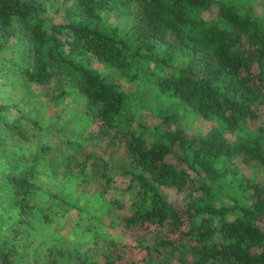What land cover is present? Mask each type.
Instances as JSON below:
<instances>
[{
	"label": "trees",
	"instance_id": "trees-1",
	"mask_svg": "<svg viewBox=\"0 0 264 264\" xmlns=\"http://www.w3.org/2000/svg\"><path fill=\"white\" fill-rule=\"evenodd\" d=\"M122 8L128 25L107 19ZM6 48L19 57L0 64L10 92L7 73L26 97L44 90L63 125L0 104V230L11 220L0 264H17L35 213L52 221L33 203L42 159L62 189L74 180L101 195L123 233L60 258L49 248L51 264H264V13L254 0H0ZM70 97L96 137L72 121ZM183 108L210 128L187 130ZM38 132L48 139L34 142ZM8 140L34 148L6 151Z\"/></svg>",
	"mask_w": 264,
	"mask_h": 264
},
{
	"label": "rangeland",
	"instance_id": "rangeland-1",
	"mask_svg": "<svg viewBox=\"0 0 264 264\" xmlns=\"http://www.w3.org/2000/svg\"><path fill=\"white\" fill-rule=\"evenodd\" d=\"M254 2L259 12L264 13V0H254ZM106 17L115 24L126 26L130 22L131 14L128 9L122 8L116 12L107 14ZM16 58H19L18 54L11 48L0 51V64L5 61L8 65L10 59L14 60ZM1 74L2 71H0ZM7 77L14 82L13 93L10 92L12 90L11 83L6 81V78L0 76V104L4 102L16 103L18 101L21 109L28 111L31 117H37L43 125L54 121L55 117L60 115L56 120V124L58 126L63 125L62 113L60 111L61 107L55 108L52 104L47 105L49 103L44 90L41 91L36 87L30 88L29 91L31 94L26 97V93L20 85V82L16 81V78L12 77L9 73H7ZM126 86L131 90L137 88L135 83L126 84ZM142 87L146 88V97H155L156 90L152 86H140L139 88ZM72 100V97H70L66 101L70 103L68 113L72 116V121H78V126L85 133L89 132L96 137V133L94 132L96 121L94 120L92 123L87 122L86 118L73 114L72 107L74 103ZM183 110L185 115H183L181 125L187 130L198 134L204 133L210 128L211 122L200 118L198 115L184 108ZM26 128L29 129V126H26ZM67 132L72 133L73 131L68 130ZM36 136H39V140H34V142L48 139L47 132H38ZM33 145L8 140L4 148L6 151L29 152L33 150ZM101 146L106 151V154L111 153L114 157L121 156L119 149L107 145L104 140H102ZM45 164V160H40L38 182L41 188L33 203L37 207L41 206L40 209L47 213L49 217H52V221L46 222L39 214L35 213L33 216L35 230H27L30 237L26 240V249L18 253L17 264H51L46 261L49 248H53V256L57 255V258H60L61 254H66L76 244L81 245L94 238L102 242L105 239H120L123 236L121 228L116 225V215L101 195L83 191L81 186L74 180H70L71 182H68L64 189H62L54 181L55 179L52 178ZM115 179L119 186L124 185L125 180L121 176H117ZM49 193L59 198H64L69 204V207L59 205V202L51 197ZM163 193L172 204H177L181 198L170 188H164ZM14 213L16 214V210H12L9 214L13 216ZM10 222L11 220L6 215V219L2 224L3 230H0V236L3 237L6 235V229Z\"/></svg>",
	"mask_w": 264,
	"mask_h": 264
}]
</instances>
